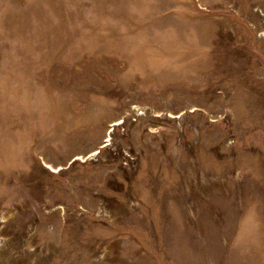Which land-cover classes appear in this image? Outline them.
Instances as JSON below:
<instances>
[{
  "label": "rangeland",
  "instance_id": "obj_1",
  "mask_svg": "<svg viewBox=\"0 0 264 264\" xmlns=\"http://www.w3.org/2000/svg\"><path fill=\"white\" fill-rule=\"evenodd\" d=\"M0 264H264V0H0Z\"/></svg>",
  "mask_w": 264,
  "mask_h": 264
}]
</instances>
